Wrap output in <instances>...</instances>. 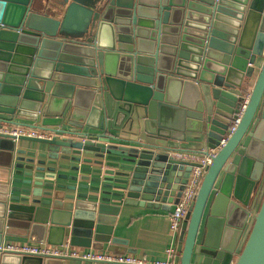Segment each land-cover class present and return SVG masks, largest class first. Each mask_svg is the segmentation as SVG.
Returning <instances> with one entry per match:
<instances>
[{
	"label": "water",
	"instance_id": "water-1",
	"mask_svg": "<svg viewBox=\"0 0 264 264\" xmlns=\"http://www.w3.org/2000/svg\"><path fill=\"white\" fill-rule=\"evenodd\" d=\"M82 1L0 0V123L57 136L0 137V246L20 236L29 247L130 253L113 236L121 207L177 205L197 164L169 143L190 133L209 155L249 94L175 263L264 264V193L249 208L264 183V0ZM0 264L108 263L4 252Z\"/></svg>",
	"mask_w": 264,
	"mask_h": 264
},
{
	"label": "built area",
	"instance_id": "built-area-1",
	"mask_svg": "<svg viewBox=\"0 0 264 264\" xmlns=\"http://www.w3.org/2000/svg\"><path fill=\"white\" fill-rule=\"evenodd\" d=\"M249 97V94L245 95L244 102L240 107L237 118L231 125L228 133L220 141L219 146H217L216 149L211 150L209 155L205 156L202 154H194L189 152H176L173 154L175 158L188 163L197 164V166L192 169L182 197L170 216L171 244L166 251V259L164 261H157L151 264H176L175 259L178 255L177 248L183 236V225L186 216L190 212V209L197 198L203 178L207 169L212 165L213 158L229 142L230 138L233 136L237 130V127L241 123L242 117L247 108ZM55 136L56 134L46 131L0 123V137L12 138L14 141H18L20 138L50 140ZM4 252L22 253L35 256L70 257L74 259L86 260L89 262L108 264H149L145 260L134 256H117L113 255L112 253L73 248L70 246L69 241L64 243L63 250L51 248L49 246L29 247L28 245H22L18 243H4L0 246V253Z\"/></svg>",
	"mask_w": 264,
	"mask_h": 264
},
{
	"label": "crops",
	"instance_id": "crops-1",
	"mask_svg": "<svg viewBox=\"0 0 264 264\" xmlns=\"http://www.w3.org/2000/svg\"><path fill=\"white\" fill-rule=\"evenodd\" d=\"M67 129L74 130L71 129L70 127ZM118 130L121 131H117L115 135H118V137L124 139L128 138V136L122 131V129H118ZM109 131L113 132L114 129L110 128ZM90 132L98 133L97 130H93V129H91ZM193 136H194L193 134L188 133L186 141L184 142L173 141L169 143V146L173 149H176L177 152H186V153L189 152L194 154L195 153L198 154L199 152H206L207 151L206 147H204L200 143H195ZM19 149H26L28 151H35L39 153V152H44V150H46V147L37 145L35 143L21 142L19 144ZM83 157L87 159H95L94 155L91 156L84 155ZM36 160H41V159H36ZM61 163L67 165L68 164L77 165V163H72V162H61ZM80 165L82 168L89 167L95 169L96 167L95 165H88L84 163H81ZM44 167L48 168L52 166L46 164V166ZM58 173L63 175H71L70 171L58 170ZM82 174L83 173L80 172V175ZM44 181H47V179H45ZM64 182L65 181L62 180L57 181V183L59 184H63ZM44 190L48 191L46 188H44ZM260 190L261 191L259 192L257 198H255L253 201L252 200L250 201L249 208L253 206L252 209L253 212L258 211V206L261 202L264 193V183L262 184ZM55 192L61 193L63 191L56 190ZM42 199H47V198L43 197ZM118 201L120 200H115L112 203L113 204L120 203ZM175 206L176 205H172L171 207L166 209H162L161 207L158 209L147 208V207L142 208L138 206L121 207V212L117 217L113 236L118 239L127 241L126 249L130 253H127L125 255L134 256L143 259L149 264L157 261H164L166 259V251L171 244L170 216L172 215ZM19 228L20 227H18L17 229ZM17 231L20 232V230ZM67 241L68 240H66V242ZM4 243H18L22 245H28L27 239L20 236L7 237ZM43 246H47V245H43ZM106 247L107 246H105V250L102 252L109 253L106 250ZM77 249L97 251L94 249H83V248H77Z\"/></svg>",
	"mask_w": 264,
	"mask_h": 264
},
{
	"label": "rangeland",
	"instance_id": "rangeland-1",
	"mask_svg": "<svg viewBox=\"0 0 264 264\" xmlns=\"http://www.w3.org/2000/svg\"><path fill=\"white\" fill-rule=\"evenodd\" d=\"M89 1H91V0H87L86 2L83 0L82 2H83V3H88ZM94 1H96V0H94Z\"/></svg>",
	"mask_w": 264,
	"mask_h": 264
}]
</instances>
